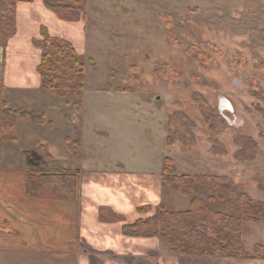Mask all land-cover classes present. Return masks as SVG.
Returning a JSON list of instances; mask_svg holds the SVG:
<instances>
[{"label":"rangeland","instance_id":"obj_1","mask_svg":"<svg viewBox=\"0 0 264 264\" xmlns=\"http://www.w3.org/2000/svg\"><path fill=\"white\" fill-rule=\"evenodd\" d=\"M86 14L83 102L90 123L113 130L116 147L148 141L181 172L226 175L263 199L256 180L264 179V0H87ZM198 94L222 120L221 133L210 130ZM176 111L195 121L194 145L168 144V117ZM240 135L258 143L255 160L236 157ZM214 139L225 153L212 152ZM137 151L140 157L149 152ZM175 192L169 186L166 194L172 211L185 208L177 202L188 196L208 200L214 190L197 184L191 195L176 192L175 198ZM208 203L235 214L221 202ZM243 238L253 255L255 245L264 244V219L245 222ZM262 255L236 263L264 264Z\"/></svg>","mask_w":264,"mask_h":264},{"label":"crops","instance_id":"obj_2","mask_svg":"<svg viewBox=\"0 0 264 264\" xmlns=\"http://www.w3.org/2000/svg\"><path fill=\"white\" fill-rule=\"evenodd\" d=\"M86 24L84 19L60 18L44 0L21 1L16 33L6 47L0 46V77L8 107L45 114L43 123L19 115L13 125L15 139L0 140V264L242 262L240 258L176 254L159 236L124 233L125 225L151 216L160 203L166 204L169 186L162 173L167 156L147 147L148 141L137 144L133 140L123 149L114 146L118 141L114 131L91 124L84 102L78 112L76 95L63 97L42 87L38 69L42 49L34 43L42 39V27L70 41L82 56L88 43ZM134 118L136 121V115ZM69 140L79 144L78 154L70 151ZM40 146H45L53 159L36 168L48 173H75V198L27 193L32 167L25 152ZM137 148H148L149 152L140 157ZM177 168L178 174H187L181 172L179 164ZM192 198L177 202V207H185L179 210L188 209ZM143 206L151 210L141 212Z\"/></svg>","mask_w":264,"mask_h":264},{"label":"trees","instance_id":"obj_3","mask_svg":"<svg viewBox=\"0 0 264 264\" xmlns=\"http://www.w3.org/2000/svg\"><path fill=\"white\" fill-rule=\"evenodd\" d=\"M21 1L0 0V46L6 47L10 38L16 33V11ZM45 5L65 20L85 19L87 0H44ZM42 39L34 43L42 49L39 72L43 88L55 90L67 97L75 94L78 112L83 107V92L86 81V63L74 45L49 33L47 27L41 29ZM136 73H134L135 75ZM137 81V77H133ZM4 80L0 77V140H14L13 125L19 115H26L38 123L45 121V114L35 110L26 112L8 107L4 99ZM203 114L209 121L210 130L221 133L223 122L217 121L216 115L208 101L200 94L196 95ZM218 123L220 126L216 125ZM195 121L185 112L176 111L169 115L167 125V142L173 145L180 140L187 145H194L196 137ZM212 152H226L220 140H212ZM73 154L79 153V144L68 141ZM237 147L236 157L255 160L258 143L251 136L240 135L234 140ZM29 166L42 167L52 162V155L45 146L25 152ZM162 179L176 192L191 195L197 184L213 188L209 201L221 202L235 214L215 210L208 200L194 196L186 210L172 211L160 203L156 211L147 218H141L124 226V233L130 236H159L166 240L176 254L188 256H210L219 258H256L263 252L264 244L255 245L254 254L245 247L243 228L245 222H258L264 219V198L254 199L232 178L221 174H178L173 158L167 156L163 162ZM257 186L264 194V179L256 180ZM78 179L75 173L34 172L29 175L27 193L31 196L51 195L58 198L73 199L77 194ZM151 207H140L141 212L150 211Z\"/></svg>","mask_w":264,"mask_h":264},{"label":"bare ground","instance_id":"obj_4","mask_svg":"<svg viewBox=\"0 0 264 264\" xmlns=\"http://www.w3.org/2000/svg\"><path fill=\"white\" fill-rule=\"evenodd\" d=\"M223 105H226L227 107H231L232 104L229 101L223 100Z\"/></svg>","mask_w":264,"mask_h":264}]
</instances>
